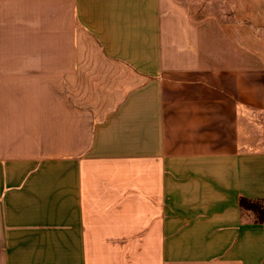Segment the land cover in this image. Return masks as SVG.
Instances as JSON below:
<instances>
[{"label": "crops", "instance_id": "obj_1", "mask_svg": "<svg viewBox=\"0 0 264 264\" xmlns=\"http://www.w3.org/2000/svg\"><path fill=\"white\" fill-rule=\"evenodd\" d=\"M264 0H0V264H264Z\"/></svg>", "mask_w": 264, "mask_h": 264}, {"label": "trees", "instance_id": "obj_2", "mask_svg": "<svg viewBox=\"0 0 264 264\" xmlns=\"http://www.w3.org/2000/svg\"><path fill=\"white\" fill-rule=\"evenodd\" d=\"M240 206L243 210L252 211L256 215V223L264 224V202L240 198Z\"/></svg>", "mask_w": 264, "mask_h": 264}]
</instances>
